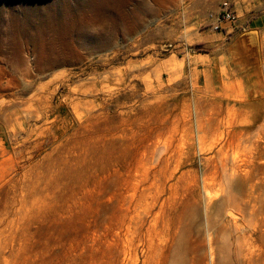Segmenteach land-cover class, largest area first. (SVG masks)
Listing matches in <instances>:
<instances>
[{
	"label": "rangeland",
	"instance_id": "1",
	"mask_svg": "<svg viewBox=\"0 0 264 264\" xmlns=\"http://www.w3.org/2000/svg\"><path fill=\"white\" fill-rule=\"evenodd\" d=\"M199 1L0 0V264H264V0Z\"/></svg>",
	"mask_w": 264,
	"mask_h": 264
},
{
	"label": "built area",
	"instance_id": "2",
	"mask_svg": "<svg viewBox=\"0 0 264 264\" xmlns=\"http://www.w3.org/2000/svg\"><path fill=\"white\" fill-rule=\"evenodd\" d=\"M209 19L214 30L219 31L223 30L224 25L228 24L232 29H237L240 27L239 17L230 4V2H223L218 11L211 12L209 14Z\"/></svg>",
	"mask_w": 264,
	"mask_h": 264
},
{
	"label": "crops",
	"instance_id": "3",
	"mask_svg": "<svg viewBox=\"0 0 264 264\" xmlns=\"http://www.w3.org/2000/svg\"><path fill=\"white\" fill-rule=\"evenodd\" d=\"M219 2L220 0H209L206 3L203 1H199L197 3H194L193 6L191 7V13L196 14L197 16H203L204 11H205V7L208 11L211 12H216L218 11L219 8ZM241 22L242 23H246V19L245 18H241ZM252 24L254 25L253 27H257L258 26V22L256 23L255 21L252 22ZM251 26V25H249ZM224 28L226 29L224 31L221 32V35L226 38V37H230L231 33L234 31V29H232L228 24L224 25ZM252 28L250 27V29L248 28L249 31H247L248 33L250 32ZM259 31V35L258 37L261 38L262 37V31L261 29H258ZM247 33V35L249 36V34ZM248 36H246V38L243 39L244 42H250V39L253 38L252 36L249 38ZM197 68H193V71L196 72Z\"/></svg>",
	"mask_w": 264,
	"mask_h": 264
},
{
	"label": "bare ground",
	"instance_id": "4",
	"mask_svg": "<svg viewBox=\"0 0 264 264\" xmlns=\"http://www.w3.org/2000/svg\"><path fill=\"white\" fill-rule=\"evenodd\" d=\"M107 44H104L103 46L105 47ZM171 155V154H170ZM163 161H164V158H163ZM162 161V162H163ZM169 161V160H168ZM171 161V160H170ZM163 164H164V162H163ZM162 165V164H161ZM156 174V173H155ZM229 174V173H228ZM163 176V175H162ZM172 178V177H171ZM159 181H161V180H159ZM160 183V182H159ZM161 184V183H160ZM163 184V183H162ZM154 185H156V184H153V186ZM158 185V184H157ZM159 187H160V185H158ZM156 187V186H155ZM159 187H157V190L156 191H158V188ZM162 187V186H161ZM165 187V186H164ZM170 190H171V187H170ZM174 190V189H173ZM172 193V192H171ZM161 195H163L162 193H160ZM155 195H156V193H155ZM154 195V196H155ZM134 196V195H133ZM160 196H158V198H159ZM135 198V197H134ZM131 199H132V197H131ZM127 200H129L128 198H127ZM157 200V199H156ZM174 200V199H173ZM156 202V201H155ZM164 202V201H163ZM157 204V203H156ZM131 206V205H130ZM130 206H128L127 208L128 209H130ZM162 207V206H161ZM152 208H154L155 209V207H152ZM161 209V208H160ZM135 212H133V213H136V218H135V226H134V229H135V231H137L138 230V228H137V225H138V223H137V220L140 218V214H138V210H137V206H135V209H133ZM139 210H141L140 208H139ZM127 211V210H126ZM129 211V210H128ZM142 211V210H141ZM140 212V211H139ZM150 213V212H149ZM146 214V213H145ZM160 214V213H159ZM144 215V214H143ZM129 216V215H128ZM147 216V215H146ZM131 217V216H130ZM146 218V217H145ZM169 218V217H168ZM131 219V218H130ZM141 219H143V217L141 218ZM128 221H130V220H128ZM132 221V220H131ZM144 221V220H143ZM140 222V221H139ZM129 223V222H128ZM142 223V222H141ZM130 225V224H129ZM157 227V226H156ZM163 227H164V225H163ZM127 228V227H126ZM238 228V227H237ZM157 230V229H156ZM130 232H132V230H131V226H128V229H127V234L129 235V233ZM165 232V231H164ZM133 234V233H132ZM157 237V236H156ZM140 239V238H139ZM151 239V238H150ZM149 239V240H150ZM152 239H154V238H152ZM129 240V238H127V241ZM130 242V241H129ZM154 242V241H153ZM134 243V242H133ZM131 245V244H130ZM124 246H126L125 244H124ZM132 248V247H131ZM130 249V248H129ZM153 250H155L154 248H153ZM125 252H127V251H125ZM155 252H156V250H155ZM163 253V252H162ZM126 254V253H125ZM124 254V255H125ZM153 255V254H152ZM126 256V255H125ZM151 256V255H150ZM154 256V255H153ZM157 257V256H156ZM137 259V258H136ZM151 259H152V257H151ZM129 262L127 261V263L126 264H128ZM132 264V263H131Z\"/></svg>",
	"mask_w": 264,
	"mask_h": 264
},
{
	"label": "water",
	"instance_id": "5",
	"mask_svg": "<svg viewBox=\"0 0 264 264\" xmlns=\"http://www.w3.org/2000/svg\"><path fill=\"white\" fill-rule=\"evenodd\" d=\"M246 36H248V35L245 34L244 38H246Z\"/></svg>",
	"mask_w": 264,
	"mask_h": 264
}]
</instances>
